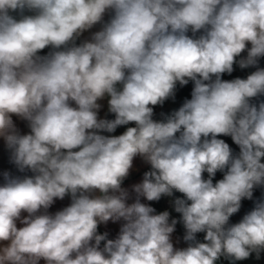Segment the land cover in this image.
<instances>
[{"label": "clouds", "instance_id": "obj_1", "mask_svg": "<svg viewBox=\"0 0 264 264\" xmlns=\"http://www.w3.org/2000/svg\"><path fill=\"white\" fill-rule=\"evenodd\" d=\"M0 153V264H264V0H0Z\"/></svg>", "mask_w": 264, "mask_h": 264}, {"label": "trees", "instance_id": "obj_2", "mask_svg": "<svg viewBox=\"0 0 264 264\" xmlns=\"http://www.w3.org/2000/svg\"><path fill=\"white\" fill-rule=\"evenodd\" d=\"M225 78H229V77H225ZM189 94H190V87L181 90V91L178 93L177 103H176V104H171V103L169 102V103L166 105V107H168V108H171V107H177V106L179 105V103L182 102L183 97H185V96H189ZM189 98H190V97H189ZM245 207H246V208L248 207V204H247V203H246Z\"/></svg>", "mask_w": 264, "mask_h": 264}, {"label": "crops", "instance_id": "obj_3", "mask_svg": "<svg viewBox=\"0 0 264 264\" xmlns=\"http://www.w3.org/2000/svg\"><path fill=\"white\" fill-rule=\"evenodd\" d=\"M103 114V113H102ZM10 166L7 164L6 157L3 155V153H0V170L9 168ZM65 204L67 201L64 202ZM57 208L60 207V204H57Z\"/></svg>", "mask_w": 264, "mask_h": 264}, {"label": "rangeland", "instance_id": "obj_4", "mask_svg": "<svg viewBox=\"0 0 264 264\" xmlns=\"http://www.w3.org/2000/svg\"><path fill=\"white\" fill-rule=\"evenodd\" d=\"M238 219V218H237Z\"/></svg>", "mask_w": 264, "mask_h": 264}]
</instances>
